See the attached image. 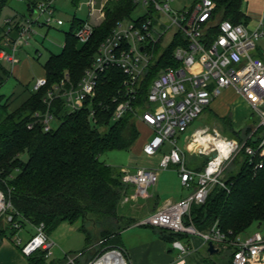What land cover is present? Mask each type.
<instances>
[{"label":"built area","instance_id":"obj_1","mask_svg":"<svg viewBox=\"0 0 264 264\" xmlns=\"http://www.w3.org/2000/svg\"><path fill=\"white\" fill-rule=\"evenodd\" d=\"M109 0H89L88 18L75 30L81 43L89 42L97 26L105 17V6ZM135 10L114 24L110 33L99 44L93 61L84 71L82 78L74 82L68 70L58 82L47 89L43 97L44 108L36 110L28 123L33 128L40 123L44 131L55 129L61 118L54 113L57 100L64 99L66 113L89 109L90 116H96L93 98L97 94L100 74L115 67L123 71L126 79L119 93L115 118L119 119L132 111L137 119L151 128L145 151L155 154L166 141L173 148L165 154L158 168L123 167V180L134 186L133 197L138 199L149 195V188L158 180L159 168H167L170 163L180 164L181 183L191 191L177 201H168L150 215L142 218L139 225H151L173 232L188 235L186 242L173 241L180 257L172 264H186L187 256L194 249L192 239L200 237L204 246L214 241L217 247H231L234 264H264V235H238L234 239L221 231L215 222L207 230L198 229L193 223L191 209L194 204L204 203L216 184L225 186V165L240 150L245 149L251 157L258 152L264 156V133H256L264 127V48L260 40L264 37V16L257 26L251 29L248 23H235L229 18L218 17L214 0H134ZM55 0H37L35 11L18 20L7 19L0 41V62L8 69L16 65V52L38 34L36 24H64L56 18ZM140 7L138 15L132 14ZM41 17H44L43 21ZM11 31L16 36H11ZM175 44V45H174ZM173 45V46H172ZM170 55L174 64L160 69L150 84L143 106L134 105L138 101L139 88L146 71L161 56ZM48 84L46 76L37 79L35 90ZM227 89H233L243 97L259 122L253 127L251 138L258 141L256 147L246 145L225 136L217 127L208 125L197 128L189 141V150L208 156L203 169H190L184 160V150L178 145L177 133L185 132L190 124L200 116L213 101ZM224 144L222 146L221 144ZM216 153L214 156L213 154ZM263 163L257 164L262 167ZM13 209L11 199L0 190V218L6 219L19 231L30 223ZM32 224V223H31ZM35 233L22 243L20 237L15 241L26 256L35 251L46 250V257L53 255L54 241L46 231L44 222L32 224ZM198 249V248H197ZM118 251L127 264L121 247H115L104 254ZM103 254V255H104ZM77 257V256H76ZM69 261L75 264V258ZM92 264V263H91Z\"/></svg>","mask_w":264,"mask_h":264},{"label":"trees","instance_id":"obj_2","mask_svg":"<svg viewBox=\"0 0 264 264\" xmlns=\"http://www.w3.org/2000/svg\"><path fill=\"white\" fill-rule=\"evenodd\" d=\"M10 1L0 0V13ZM28 1L31 13L37 0ZM78 1L74 0L75 4ZM214 1L216 14L219 11L223 18L235 23H248L243 0ZM105 7V21L96 27L91 40L86 43H81L75 36V30L84 20L74 17L71 28L66 32L63 50L50 55L44 64L48 79L46 86L33 92L14 111L0 105V190L11 199L13 209L10 212L18 211L32 224L44 222L50 235L63 222H80L79 230L85 234V249L75 258V264L81 261L86 264L91 255L89 248L92 250L95 246L92 243L94 233L88 223L93 229H98L109 250L123 245L121 232L132 223L122 225L120 222L126 219L122 213V201L131 194L133 185L123 180L122 167H114L101 160L108 151L129 150L140 137L138 119L132 111L119 119L114 116L122 100L119 91L126 75L115 67L100 74L97 94L92 100L96 116H90L87 108L66 113L64 99L60 98L53 111L62 121L55 129L44 131L40 123L29 128L28 123L36 110L44 108L43 97L47 89L60 81L66 70L74 82L82 78L99 44L117 20L135 10L136 4L134 0H114ZM174 63L170 55L155 60L140 83L138 101L134 105H144L154 77L160 69ZM9 73L0 62V86ZM222 121L233 138L243 130L247 134L253 129L250 125L237 129L228 116ZM256 133L263 134L264 127H259ZM260 136L257 140L248 139L246 145L256 147ZM24 154L28 155L26 160L23 159ZM237 155H240L239 169L237 172L225 171L226 187L216 184L206 201L194 204L191 209L192 221L198 229L207 230L217 222L229 239L243 235L254 222L264 220V156L258 152L251 157L245 149ZM260 162L263 166L257 167ZM205 164L197 170L203 169ZM15 218H19L16 213ZM152 227L171 246L177 239H188L187 234ZM18 232L7 221L6 215L0 218V246L5 238L14 237ZM207 254L197 264H234L233 252L224 263L215 260L208 251ZM81 257L86 259L81 260ZM27 261L28 264H63L64 260H49L46 250L39 249L28 255Z\"/></svg>","mask_w":264,"mask_h":264},{"label":"rangeland","instance_id":"obj_3","mask_svg":"<svg viewBox=\"0 0 264 264\" xmlns=\"http://www.w3.org/2000/svg\"><path fill=\"white\" fill-rule=\"evenodd\" d=\"M114 0H109V2H113ZM89 0H79L77 4H75L74 0H55V7H56V18H61L64 20L63 25H57V23H52L51 25H42L39 26L36 24V28L38 34L30 41L29 44L21 46L16 52V65L21 66L19 70L15 73V75H10L6 81L0 86V105H5L10 111H14L19 106V98L17 97V93H15L16 85L21 79L22 74L19 72L21 69H26V73L30 76L35 75L36 78L38 75L43 74L42 68L50 55L53 53H60L64 48V43L66 39V32L69 31L71 25L73 23L74 17L76 16L79 19H86L89 11ZM28 0H11L10 3L5 6L1 13H0V25H4L6 19H11L14 16H18V21L21 20L23 17L22 15L29 16L30 12L28 9ZM249 1L244 0L243 2V10L247 9L249 6ZM96 9L101 7V0H98L96 4ZM33 13V12H31ZM140 13V7L132 14L138 15ZM217 16L221 17L222 13L219 11L217 12ZM105 17H106V8H105ZM44 17H41L40 21H43ZM258 24V20L250 19V23L248 24L251 29L256 27ZM11 36L15 37L16 32L11 31ZM261 47L264 48V37L260 40ZM31 58L33 61L30 64H27L26 61H29ZM24 65L26 67H24ZM29 65V67L27 66ZM24 67V68H23ZM28 93L24 92L22 100L27 98ZM225 103L220 106L219 111L224 114H230L234 116L238 122H242L243 126L250 125L252 128L254 125H257L259 122V116L255 112L250 110L247 107L246 103L238 96L232 93H229L226 96ZM215 110L218 108H214ZM213 109H206L203 113L200 114L189 126L188 130L183 133H177L178 145L180 147H184L187 141V136L193 137V132L196 128L209 125L211 127H217L220 132H222L227 137H232V135L227 131V125L217 116L218 114ZM231 111V112H230ZM251 111L250 117L247 118L246 116L249 115ZM229 115V116H230ZM244 116V118H242ZM252 116V117H251ZM226 120V119H225ZM241 124V125H242ZM241 126V127H243ZM237 128V127H236ZM240 129V128H237ZM244 129V128H243ZM242 129V130H243ZM230 131V130H229ZM243 130L238 137H235L240 144L251 139V137L256 134L253 133V129L247 134H244ZM243 136V137H242ZM150 136L149 132L145 129H141L140 137L137 139L135 144L129 150H111L106 152L101 156V160L107 162L108 164L114 167H129L135 169L136 167H151V168H158L162 157L165 154H169L173 148V145L166 141L163 147L158 150L155 154H148L145 151V143L148 142ZM233 138V137H232ZM239 153V152H238ZM237 153V154H238ZM235 155L231 160H229L224 169L226 172L235 171L237 172L239 169V162H240V155ZM28 155L24 154L23 159H27ZM196 157L190 155L189 152L184 153V160L186 166L190 168V165L193 164L192 161L195 162ZM158 165V166H157ZM179 170L180 164L170 163L167 168L158 170V180L155 185L151 186L149 190H156L160 193V197L162 200L165 198V191L168 192L169 195L175 196L179 193H186L190 192L191 189L186 188L182 185L179 177ZM132 190V189H131ZM134 189L131 191V194L126 196L123 201V210L122 213L126 216V219H122L120 222L122 225H126L130 223L132 225L129 229L123 230L121 232V238L123 241V245L121 246L124 255L127 257L126 247H130L132 244H137L139 242H154L160 240V235L156 228H153L151 225H139L138 222L141 221L142 218L147 216L146 214H141L136 211L138 206V202H140V198L136 199L133 197ZM142 198V197H141ZM134 217V218H133ZM133 219V220H132ZM192 219V215L190 216ZM137 220V222H136ZM193 220V219H192ZM80 224V222H79ZM89 229H91L94 233L92 243L95 244L93 249L90 251L91 255L88 256L86 260V264H91L96 261L99 257H101L105 252L109 251V247H107L103 243V239L101 238L99 231L97 228L93 229L91 223H88ZM132 228H134L132 230ZM26 229V231L24 230ZM20 234H16V237H20L22 239V243L27 242L30 238L27 236V231L35 233V228L31 223H26V226ZM131 230V231H130ZM259 233L264 235V220L254 222L248 230L243 234V236H251L253 234ZM31 235V236H32ZM14 237V244L15 249L18 255L21 256L22 251L20 245H17ZM13 239V237H12ZM183 242H186V239H182ZM194 245L197 244L196 237L193 238ZM125 244V245H124ZM18 246V247H16ZM171 244L167 243V254L170 256L172 255L175 260H178L180 257L178 256V250L171 248ZM85 249V234H83L80 230H76L73 235L62 244V246H55L54 247V255L48 257L49 260L51 259H61L64 260L63 264H72L67 262L70 257H76L82 253ZM232 250L231 248H223L220 253L213 254L212 257L217 260L218 262L224 263L230 256ZM24 256V255H22ZM158 256V260H161L165 257ZM208 256L205 247H200L194 249V251L187 256L186 264H197L199 263L200 259L203 257ZM67 258V259H66ZM66 259V262H65ZM128 261V260H127ZM83 261L78 264H83Z\"/></svg>","mask_w":264,"mask_h":264},{"label":"crops","instance_id":"obj_4","mask_svg":"<svg viewBox=\"0 0 264 264\" xmlns=\"http://www.w3.org/2000/svg\"><path fill=\"white\" fill-rule=\"evenodd\" d=\"M248 1H249V4H248L249 6L247 7V9L244 10V12L249 17L248 24L250 23V19L258 20V22H259L264 16V0H248ZM243 2H244V0H243ZM88 14H89V11H88ZM22 16L26 17L25 15H22ZM87 18H88V15H87ZM8 19H11V17ZM12 19H13V21L14 20L16 21L19 18H18V16H14ZM6 20L4 22V25H0V28L2 29V32L0 34V41L2 39V35H3V32H4L5 27H6ZM83 20H85V19H83ZM32 61L33 60L31 58H29V61H26V62H27V64H30V63H32ZM27 66L29 67V65H27ZM20 67L21 66L15 65L13 67V69L7 68L10 71L9 76L15 75V73L17 72V70L20 69ZM24 67H26V66L24 65ZM19 72H21L23 77H21V79L19 80L20 83H18L16 85V89L14 92L17 93L16 95L19 98V105H21L24 102V100H26V98L24 100H22L24 92L28 93V95H31L33 92H35L36 91L35 90L36 81L38 78L46 76V70L43 66V68H42L43 74L38 75L36 78L34 77L35 75L30 76L28 73H26V69H24V71H23V69H21ZM17 74H18V72H17ZM6 79H5V81H6ZM229 93L238 95L233 89H227L223 92V94L220 97L216 98L213 101V103L211 104V106L207 109L215 110L214 108H218V110L216 109L215 111L218 114L217 117L219 119L222 120L223 117L228 116L229 118H231V121L235 127L244 128L245 127V126H243L244 124H242V122H238L234 116H231L230 114H229L230 115L229 116L228 114H224V113L219 111L220 106L225 103L224 98H226V96H228ZM238 96L246 103L247 107L250 108V106L248 105L246 100L243 97H241L240 95H238ZM250 115H251V111H250L249 115L246 116V120L248 117H250ZM242 118H244V116H242ZM241 126H243V127H241ZM137 127H138L139 131H141V129L147 130L149 132V136H150V134L152 132L151 128L149 126H147L144 122L137 120ZM196 129H195V131H196ZM194 132H193V134H194ZM186 138H187L186 144L184 147L182 146V148L184 150V153L189 152L190 155H193L194 157L197 158V160L195 159V162L192 161L193 164L190 165V169H197L200 166L205 164V161L208 158V156L205 154H198V153H194V152L190 151L188 147H189V141L191 140V136H187ZM179 179L181 181L180 177H179ZM133 189H134V186H133ZM132 194H133V192H132ZM165 194H166L165 198L162 200V198L160 197V193L158 191H156V190L153 191L150 189L149 195L147 197L140 198V200H139L140 202H138L139 207L136 208V211L138 213H140V215L147 213V216H148L154 212L153 211L154 208L156 211L166 202L177 201L180 198L186 196L188 194V192H186V193L181 192L175 196H171L168 194V192L165 191ZM79 226H80L79 222L73 223V224L69 223V222L61 223L51 234V237L55 243L54 247L55 246H62V244L64 242H66L73 235V233L76 230H79ZM131 226L132 225L125 228L124 230L129 229ZM133 229L134 228H132V230ZM24 230L26 231V229H24ZM18 234H20V231L18 232ZM31 235H32V233L27 231L28 238H30ZM14 237H16V236H14ZM14 237H13V239H12V237H7L3 240V242L0 246V264H28L27 256L24 255L22 253V251H19L20 253H22L21 256L18 255V253L15 249L14 241H13ZM196 241H197L196 245H194V243L192 241V247L193 248H200V247L204 246L203 241L200 237H196ZM16 247H18V246H16ZM125 248H126L125 250L127 252L128 261L130 264H172L176 261L172 255L170 256L169 254H167V252H166L167 251V242L162 238H160V240H157L154 242H150V241L149 242H145V241L143 242L142 241V242H139L137 244H132L130 247L125 246ZM171 248H172V250L175 249V248H173V246ZM89 250L91 251V248H89ZM22 255H24V256H22ZM53 255H54V248H53ZM164 255H166V256L163 259L158 260V256H164ZM80 259L85 260L86 257H81Z\"/></svg>","mask_w":264,"mask_h":264},{"label":"bare ground","instance_id":"obj_5","mask_svg":"<svg viewBox=\"0 0 264 264\" xmlns=\"http://www.w3.org/2000/svg\"><path fill=\"white\" fill-rule=\"evenodd\" d=\"M221 145L224 146L223 143ZM92 264H127V263L120 252L111 251L99 257Z\"/></svg>","mask_w":264,"mask_h":264},{"label":"water","instance_id":"obj_6","mask_svg":"<svg viewBox=\"0 0 264 264\" xmlns=\"http://www.w3.org/2000/svg\"><path fill=\"white\" fill-rule=\"evenodd\" d=\"M28 6H30V4H28ZM34 11H35V9L32 8V12H34ZM213 155L215 156L216 153H214ZM222 177H224V175H223ZM220 250H221V248H220V247H217V246H216V243H215L214 241H209V242H208L207 251H208L211 255L219 253Z\"/></svg>","mask_w":264,"mask_h":264}]
</instances>
